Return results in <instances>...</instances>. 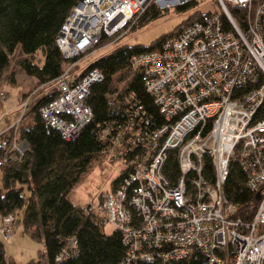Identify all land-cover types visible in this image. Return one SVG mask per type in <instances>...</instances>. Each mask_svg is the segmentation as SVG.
Listing matches in <instances>:
<instances>
[{"label":"built area","instance_id":"obj_1","mask_svg":"<svg viewBox=\"0 0 264 264\" xmlns=\"http://www.w3.org/2000/svg\"><path fill=\"white\" fill-rule=\"evenodd\" d=\"M189 0H80L56 37L62 56L79 59L106 40H117L151 3L165 9ZM219 12H204L157 48L134 54L132 68L152 96L160 121L144 112L133 93L123 96V119L98 131L100 158L119 166L116 184L99 202V222L122 234L124 264L137 260H183L200 254L206 264H264V0H214ZM107 42V41H106ZM76 60V61H77ZM68 64L55 79L53 100L39 115L65 140L92 120L85 104L92 84L103 79ZM5 99L0 92V101ZM29 96L24 102L26 108ZM10 127V126H9ZM19 121L0 166L19 162L28 144ZM9 136V137H10ZM175 156L177 172L166 171ZM212 174L204 170L205 158ZM235 163L257 195L251 220L235 215L223 192ZM14 215L0 216V238L12 236ZM77 255L69 238L55 263Z\"/></svg>","mask_w":264,"mask_h":264},{"label":"trees","instance_id":"obj_2","mask_svg":"<svg viewBox=\"0 0 264 264\" xmlns=\"http://www.w3.org/2000/svg\"><path fill=\"white\" fill-rule=\"evenodd\" d=\"M80 0H0V71L10 62L18 48L22 58L18 66L38 84H48L57 79L64 68L77 59H65L56 45V37L73 7ZM192 6L177 7L185 11ZM208 12V11H207ZM204 12L194 11L169 33L162 34L148 45L122 44L85 67L83 72L97 68L103 76L91 85L85 104L92 111V120L73 140H65L59 132L46 124L39 115L40 106L51 101L55 93L40 98L19 121L18 136L28 144V150L19 162L0 166V216L15 215L22 211L24 233L34 242L43 244L37 259L41 264H124L127 246L122 234L114 230L106 234L104 223L99 222L96 210L83 212L82 207L69 200L74 185L87 167L101 159L103 143L98 131L109 121L123 119V96L133 93L143 106L148 118L160 121L152 96L146 91L139 74L132 68L134 54L153 50L167 37L180 32ZM161 15L155 4L142 13L134 29ZM100 45V44H99ZM42 61L36 62L37 52ZM264 115V100L258 110ZM11 136L0 144V157L11 143ZM212 164L205 158L204 170L212 174ZM177 172L175 156L170 155L166 171ZM168 172V171H167ZM117 182H111L113 187ZM226 198L235 204V215L251 220L257 195L248 190L244 174L232 163L223 186ZM15 221V220H14ZM74 237L77 255L55 263L54 257L66 241ZM0 264H17L7 257L0 239ZM24 264H35L29 260ZM130 264H203V257L195 254L183 260H160Z\"/></svg>","mask_w":264,"mask_h":264},{"label":"rangeland","instance_id":"obj_3","mask_svg":"<svg viewBox=\"0 0 264 264\" xmlns=\"http://www.w3.org/2000/svg\"><path fill=\"white\" fill-rule=\"evenodd\" d=\"M191 3L192 6L185 11L178 9L177 7L179 6L161 9L158 5H155V8L161 10L159 17L134 29L133 25L136 19L130 30L117 40H115L116 38L106 40L107 42L99 43L100 45L97 44L86 51L76 61L75 69L82 71L118 45H148L160 35L169 33L194 11H220L218 4L214 0H189L185 4ZM39 52L36 54V62L38 64L42 61ZM20 58H22L21 52L17 48L11 55L8 65L0 71V92L3 91L5 95V99L0 101V144L9 138L12 129L10 127L20 121L21 117L40 98L52 92L54 88V83L52 82L38 84L33 76L27 75L17 64ZM28 96L29 101L26 108H24L23 105ZM4 120L6 121L5 123L3 122ZM119 172V166L103 159L92 162L74 185L73 190L69 194V200L78 207H82L88 202H99L101 193L111 189V182L119 175ZM14 220L12 236L2 242L5 255L13 259L17 264H24L29 260H33L35 264H41L37 257L38 251L43 249V244L32 241L24 233L21 223L22 211L14 215ZM103 230L108 234L112 231V227L109 224L104 225Z\"/></svg>","mask_w":264,"mask_h":264},{"label":"water","instance_id":"obj_4","mask_svg":"<svg viewBox=\"0 0 264 264\" xmlns=\"http://www.w3.org/2000/svg\"><path fill=\"white\" fill-rule=\"evenodd\" d=\"M203 264H206V261H204Z\"/></svg>","mask_w":264,"mask_h":264},{"label":"crops","instance_id":"obj_5","mask_svg":"<svg viewBox=\"0 0 264 264\" xmlns=\"http://www.w3.org/2000/svg\"><path fill=\"white\" fill-rule=\"evenodd\" d=\"M3 122L5 123L6 121L4 120Z\"/></svg>","mask_w":264,"mask_h":264}]
</instances>
